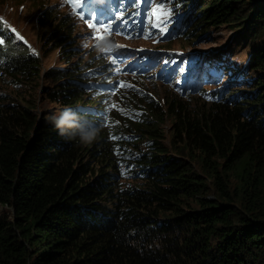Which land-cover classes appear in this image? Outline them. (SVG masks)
<instances>
[{
    "label": "trees",
    "instance_id": "1",
    "mask_svg": "<svg viewBox=\"0 0 264 264\" xmlns=\"http://www.w3.org/2000/svg\"><path fill=\"white\" fill-rule=\"evenodd\" d=\"M179 1L187 34L174 40L185 48L194 33L243 31L247 86L128 96L109 129L122 133L88 145L97 103L72 61L84 58L75 27L60 8L23 1L42 11L44 48L66 61L44 71L46 51L0 48V207L11 211L0 216V264H264V0ZM38 101L56 111L39 113ZM65 108L76 127L61 130L52 117Z\"/></svg>",
    "mask_w": 264,
    "mask_h": 264
},
{
    "label": "rangeland",
    "instance_id": "2",
    "mask_svg": "<svg viewBox=\"0 0 264 264\" xmlns=\"http://www.w3.org/2000/svg\"><path fill=\"white\" fill-rule=\"evenodd\" d=\"M23 1L26 0H0V22L13 23L14 25H16L25 34H21V36L24 38L25 44L29 46L33 44L40 54V44L37 41V35L39 33L38 18L42 11L36 14L35 9L31 8V3ZM168 2L169 0L166 1V4ZM41 3L43 11L46 8H49L53 12V10L58 7L61 9L60 12L62 14V18H64L66 22H70V26L78 27L80 25V18L78 17V15L73 13V11L79 9L74 10L71 4L67 3L65 0H41ZM65 4L68 5V8L71 12L63 10ZM202 7L204 6L202 5L201 8L198 9H202ZM164 9V7H159L158 12L163 13ZM176 15L179 16L177 13H175L173 19H166L165 22H162L163 18L161 16L160 21L162 23L163 28H166L168 23L175 24L177 19ZM186 20L182 24L185 31ZM197 34L198 33H194L190 38V43H195L193 46H186L185 48V45L183 43L180 42L179 44L178 42L174 41L171 44H166L165 47L171 48L173 50H182L185 52H193V50L197 51V55L199 56L200 60L207 61L208 66L218 73L217 77L218 79H220L219 82H221V85L219 87H221L222 85L225 87L227 85L226 82L229 80L237 82L238 87L240 88L243 86H247L245 84H241V82L243 80L247 81V65L249 63V57L252 53V49L248 46L245 40H243L242 38L239 39L243 34V31L236 32L230 27H223L221 29L209 31L206 35L203 33H199L200 35ZM40 43L43 45L45 44L43 42V37ZM64 48L66 47H63V49ZM64 60L65 59L62 58V55L59 52L51 53L48 58L43 61L44 71L48 70L49 68L57 67L60 64L59 62ZM213 81H215V79H213ZM248 83L250 84V82ZM214 86V83H212L209 89L213 88ZM0 87L3 86L0 85ZM46 88L48 90H51V86H47ZM41 90L44 91L43 84L40 85V88L36 87L37 98L41 94ZM156 90V87L153 86L149 88L146 87L145 93L150 96H153V93H155V97H165L166 94L165 92H163L164 89H158L157 92ZM25 96L29 98V96ZM132 97H139V95L137 93H134ZM54 111H56V109L51 103H40L38 101L39 113L49 115L52 114ZM57 115H59V113H57ZM146 119L148 118L139 117L137 120H135L130 117L131 122L136 121L139 123H143V121L145 122ZM167 125L168 126H162V128L165 129L167 127H170V124ZM165 143L168 144V141L166 140ZM141 148H143L144 151H148L147 145L145 143L141 144ZM213 197L214 196H211L209 198L213 199ZM10 214L11 211L9 209H7L6 207H0V216H8Z\"/></svg>",
    "mask_w": 264,
    "mask_h": 264
},
{
    "label": "clouds",
    "instance_id": "3",
    "mask_svg": "<svg viewBox=\"0 0 264 264\" xmlns=\"http://www.w3.org/2000/svg\"><path fill=\"white\" fill-rule=\"evenodd\" d=\"M75 44H76V39H75ZM83 51H84V58H79L78 53H76L74 56H76V59H77V61H75V64L78 65V64H81L83 62V65L81 68H82L83 76H84L86 69H84L83 66L85 64H88L90 66L89 61L92 59H93L92 61H94V59L97 57L95 55H92V54L89 55L92 57H90V58L86 57L85 56L86 52H85V50H83ZM52 120H54L56 127L61 129V130L65 129V128L76 127L75 117L72 113V110L69 108H65L63 111H61L59 113V115L53 116ZM96 135H97L96 131L82 133V137H81L82 143L84 145H88V144L92 143L94 141Z\"/></svg>",
    "mask_w": 264,
    "mask_h": 264
},
{
    "label": "snow or ice",
    "instance_id": "4",
    "mask_svg": "<svg viewBox=\"0 0 264 264\" xmlns=\"http://www.w3.org/2000/svg\"><path fill=\"white\" fill-rule=\"evenodd\" d=\"M66 2L71 4V6L74 10L79 9L80 11L78 14L80 15V18L85 19L84 11H83V8L81 6H82V4H86L87 0H66ZM154 15L156 16L157 20L159 21L160 17L163 15V13L157 12V13H154ZM90 20L93 22H89L88 27L95 30V33H96L95 38L98 41H104L106 39L105 34H116V30L112 29L111 23H101L94 16L91 17ZM12 31L15 32L16 30L12 29ZM128 38H130V37H128ZM21 39H22V37H21ZM0 44H3L2 40H0ZM112 63L115 65L117 63V60L113 59ZM120 86L123 87L124 82H121Z\"/></svg>",
    "mask_w": 264,
    "mask_h": 264
}]
</instances>
